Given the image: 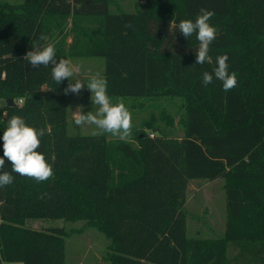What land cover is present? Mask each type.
<instances>
[{
    "label": "trees",
    "instance_id": "trees-1",
    "mask_svg": "<svg viewBox=\"0 0 264 264\" xmlns=\"http://www.w3.org/2000/svg\"><path fill=\"white\" fill-rule=\"evenodd\" d=\"M111 1L0 0V157L3 131L18 115L45 130L38 151L54 168L41 183L11 173L13 183L0 188V264H65V228L33 229L28 218L87 221L111 240L110 264H264V0H145L133 11L112 10ZM201 9L214 11L217 37L212 62L195 64L196 35L176 27ZM35 43H53L57 62L105 56L108 95H183L184 135L158 124L173 122L164 112L144 120L137 146L69 134L67 79L58 84L51 64L23 59ZM225 54L238 85L224 91L214 77L204 86L203 73L214 76ZM3 171L11 172L7 160ZM197 177L225 179L223 237L187 234L188 183Z\"/></svg>",
    "mask_w": 264,
    "mask_h": 264
},
{
    "label": "rangeland",
    "instance_id": "rangeland-1",
    "mask_svg": "<svg viewBox=\"0 0 264 264\" xmlns=\"http://www.w3.org/2000/svg\"><path fill=\"white\" fill-rule=\"evenodd\" d=\"M19 2L22 0H6ZM145 0H112V10H136L139 3ZM69 26L72 20H69ZM85 25H93L91 19H84ZM71 40V37H69ZM78 71L72 80H81L85 87L77 94H67L68 125L69 134L105 133L108 139L117 140L116 136L102 132L94 125L78 126L75 124L74 112L77 110L87 114L92 111L95 114L99 106L92 103L91 91L87 88L90 79L99 75L105 79V61L103 55H75L68 58ZM67 79V87L69 84ZM113 103L123 102L132 114V136L127 139L133 146H137L135 134L137 129L142 128L144 120L150 118L154 113L158 118L161 113L171 115L173 122L168 119L157 118L158 124L165 128L169 135H184V124L182 116L185 111L183 95H151V96H111ZM5 101L0 98V114H5ZM170 117V116H169ZM170 119V118H169ZM150 130V129H148ZM153 133V132H152ZM225 179L223 177L209 180L202 177L191 178L188 183L187 201V234L190 237L219 238L223 237L227 228L228 213L226 203ZM25 226L48 230L50 227H64L66 239L65 264H110L109 253L111 240L95 226L85 220H66L63 218H28ZM235 251L231 250V254Z\"/></svg>",
    "mask_w": 264,
    "mask_h": 264
},
{
    "label": "clouds",
    "instance_id": "clouds-1",
    "mask_svg": "<svg viewBox=\"0 0 264 264\" xmlns=\"http://www.w3.org/2000/svg\"><path fill=\"white\" fill-rule=\"evenodd\" d=\"M214 15V11L201 9L195 21L184 19L176 27L187 39L196 35L199 46L196 49L195 64L212 62V56L209 54L210 45L217 37L216 27L210 24ZM172 27L171 23L170 29ZM47 39L48 37L43 34L38 37V41ZM33 49L26 53L24 60L28 61L33 68L49 67L51 64V76L58 84L65 79L70 81L68 87L64 89L65 94L78 95L81 92L85 83L81 80L75 82L72 80L78 68L74 67L69 59L60 58L57 62V52L53 43L46 45L35 43ZM228 59L226 54L216 57L217 66L213 70L214 76L207 71L202 75L204 86L211 84L214 77L222 82L224 91H230L238 85V74L235 71L229 73ZM86 85L92 93V103L98 105L99 108L95 114L92 111L84 114L76 110L74 112L75 124L78 126L94 125L102 132L116 136L120 140L130 138L133 128L132 114L122 101L113 103L107 93V81L97 74ZM44 134L43 128L37 130L29 126L22 117L18 115L11 117L2 136L3 156L0 157V188L13 183L14 177L11 173L35 179L38 183L48 181L54 176L53 165L48 163L45 155L38 151L41 146L40 137ZM6 160L11 164V172L3 171Z\"/></svg>",
    "mask_w": 264,
    "mask_h": 264
},
{
    "label": "built area",
    "instance_id": "built-area-1",
    "mask_svg": "<svg viewBox=\"0 0 264 264\" xmlns=\"http://www.w3.org/2000/svg\"><path fill=\"white\" fill-rule=\"evenodd\" d=\"M15 101H17L18 103H21L23 101L22 97H18L17 99H15ZM154 133H151V135H153ZM2 264H24L22 261H18V260H9V261H3Z\"/></svg>",
    "mask_w": 264,
    "mask_h": 264
},
{
    "label": "water",
    "instance_id": "water-1",
    "mask_svg": "<svg viewBox=\"0 0 264 264\" xmlns=\"http://www.w3.org/2000/svg\"><path fill=\"white\" fill-rule=\"evenodd\" d=\"M7 101H8V104H10V105L14 103V99L13 98H8Z\"/></svg>",
    "mask_w": 264,
    "mask_h": 264
}]
</instances>
